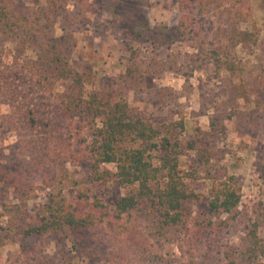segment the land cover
<instances>
[{
    "label": "rangeland",
    "instance_id": "374dc122",
    "mask_svg": "<svg viewBox=\"0 0 264 264\" xmlns=\"http://www.w3.org/2000/svg\"><path fill=\"white\" fill-rule=\"evenodd\" d=\"M112 1L123 0H67L32 47L41 50L51 38L60 39L70 64L86 75L87 91L115 77L127 79L135 112L152 122L182 119L184 138L198 137L210 157L191 179L192 188L210 195L213 185L235 176L241 194L236 218L224 215L209 225L213 217L207 202H191L189 225L157 240L156 216L142 205L128 217L132 231L115 234L101 224L77 244L66 232L21 234L18 222H33L36 206L52 191L62 189L73 197L85 187L113 208L126 190L114 181L92 178L86 149L91 117L64 116L57 96L63 87L49 92L40 86L25 60L35 52L25 51L0 31V186L3 177L19 184L0 195V235H7L0 246V264H224L242 243L246 225L258 219L264 223L262 0L235 1L249 8L250 15L233 24L254 31L259 39L256 45L238 46L230 40L229 28L221 29V18L200 17L193 0H139L147 6L150 25H169L164 36L172 38L156 46L132 41L113 24L106 7ZM11 5L33 17L49 8L48 0H16ZM133 60L136 70L129 73L127 64ZM230 62L235 65L232 71L227 69ZM16 123L20 132L13 129ZM153 155L158 164L157 152ZM196 157V150H188L180 156L181 167L190 169ZM104 166L116 171L114 163ZM25 195L31 198L23 200ZM20 203L19 211L15 204ZM260 233L264 235L263 225Z\"/></svg>",
    "mask_w": 264,
    "mask_h": 264
},
{
    "label": "trees",
    "instance_id": "16d2710c",
    "mask_svg": "<svg viewBox=\"0 0 264 264\" xmlns=\"http://www.w3.org/2000/svg\"><path fill=\"white\" fill-rule=\"evenodd\" d=\"M15 1L0 0V31L6 32L9 41L20 44L25 51L31 49L35 52V56L29 54L25 60L32 66L40 86L49 92H54L57 85L63 87L57 96L61 102L59 110L64 116L86 120L91 117L94 124L86 149L92 178L114 181L126 190L115 199L113 208L104 198L92 194L85 187H80L73 197L62 189L52 191L46 200L36 206L33 222H18L21 234L32 236L66 232L76 244L81 243L92 228L101 224L119 234L130 230L128 217L134 210L142 209V205L149 214L156 216L154 231L157 240L168 239L171 231L189 225L193 215L191 202H207L209 214L213 217L209 225L215 218L224 215L236 218L241 194L235 176L213 185L210 195L192 188L191 179L210 157L208 149L198 144V137L184 138L186 126L182 119L152 122L135 112L127 96V79L118 81L115 77L113 81L87 91L86 75L70 64L68 55L61 49L60 39L51 38L41 50L32 47L49 27L51 15L59 11L67 0H48L49 8H43L36 17L13 7L11 4ZM193 1L197 4L194 11L200 17L221 18V29L229 28V38L234 45L259 43L254 31L240 29L233 24L235 20L245 21L250 15L249 8L235 3L241 0L223 3L221 0ZM106 7L112 11L113 24L132 41H149L156 46L172 38L164 36L169 25H150L147 6L142 1H112ZM132 53L137 54L134 50ZM135 65L134 60L127 64L129 73H134ZM227 69L234 70V63L230 62ZM1 76L0 88H4V77ZM26 110L31 112L32 108L28 106ZM13 129L20 132L17 123ZM81 142L85 143L87 139ZM188 150H196L198 157L193 159L190 169L185 170L181 167L180 156ZM154 152H157L158 164L154 163ZM106 163H114L116 171L107 169L104 166ZM2 180L0 195L9 191L11 186L19 187L18 179L13 181L3 177ZM30 198V195H25L23 200ZM15 207L22 210L21 203L15 204ZM260 222L258 219L246 225L242 243L228 255L224 264H264V235L260 233V226L264 223ZM6 238V234L0 235V246L5 244Z\"/></svg>",
    "mask_w": 264,
    "mask_h": 264
}]
</instances>
